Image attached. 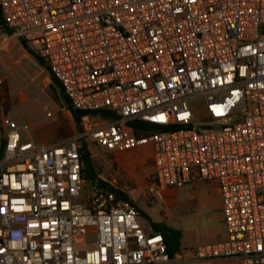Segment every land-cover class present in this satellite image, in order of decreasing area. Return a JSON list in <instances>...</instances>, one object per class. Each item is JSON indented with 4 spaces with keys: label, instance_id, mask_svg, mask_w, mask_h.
I'll use <instances>...</instances> for the list:
<instances>
[{
    "label": "built area",
    "instance_id": "2783aa9c",
    "mask_svg": "<svg viewBox=\"0 0 264 264\" xmlns=\"http://www.w3.org/2000/svg\"><path fill=\"white\" fill-rule=\"evenodd\" d=\"M0 16L73 110L113 116L48 145L5 131L0 264H264V0H0ZM82 145L149 147L143 199L215 183L227 238L171 257L129 196L83 177Z\"/></svg>",
    "mask_w": 264,
    "mask_h": 264
},
{
    "label": "rangeland",
    "instance_id": "374dc122",
    "mask_svg": "<svg viewBox=\"0 0 264 264\" xmlns=\"http://www.w3.org/2000/svg\"><path fill=\"white\" fill-rule=\"evenodd\" d=\"M0 36L4 34L0 32ZM18 78L27 80L24 75ZM13 79L16 80L9 69L0 67V120L28 127L27 132L33 140L42 145L65 140L77 132L71 115L60 101L55 100V93L50 85H46L43 75L39 73L37 78L38 91L31 86L19 94ZM14 92L16 94L12 95ZM93 117L98 124L111 120L99 115ZM5 130L6 124L0 128V147ZM91 158L97 177L131 198L140 211V225L163 224L179 232L178 252L184 257L190 249L214 242L215 219L221 203L215 183L200 182L173 188L161 196L143 199L145 184L154 171L149 147L119 154L93 153ZM94 242V235L90 234L80 248L90 249Z\"/></svg>",
    "mask_w": 264,
    "mask_h": 264
},
{
    "label": "crops",
    "instance_id": "0c3cea01",
    "mask_svg": "<svg viewBox=\"0 0 264 264\" xmlns=\"http://www.w3.org/2000/svg\"><path fill=\"white\" fill-rule=\"evenodd\" d=\"M1 34H4V36H0V67L7 68L11 71L12 78L14 76V78L16 79V80L13 79V81L18 85V89L16 91L17 94L23 93L27 88L31 86L34 87L38 91V89L36 88V82H37L39 73L40 75L44 76V79L46 80V85L47 86L50 85L52 88L51 76L47 68L44 66H41L38 63V61L36 60L34 56L35 54L31 50V48L25 44L28 48V49H25L20 42L21 39L14 36L13 34H6L4 32H1ZM21 75L26 76L27 80L21 81L18 78ZM15 94L16 93L14 92L12 95H15ZM5 124H6V130L12 129L13 127H17V128L22 127V124L20 123L13 124V122H7L4 119L0 120V126H1L0 128H2V125H5ZM5 131H4V134H5ZM19 132H20L22 140H31L35 142L33 138L31 137V135L27 132V130L24 131L23 129H20ZM60 141H63V140H59L57 142H60ZM57 142H53V143H57ZM53 143H49V144H53ZM2 144H3V141H2ZM163 194H165V192L157 193L155 195L161 196ZM221 208H222V205L220 203V207L218 208L219 215L215 219L217 222V226L213 232L214 242L212 244L219 243L221 241H224L227 238L225 228L222 222ZM195 264H238V262L236 260H215L210 263H195Z\"/></svg>",
    "mask_w": 264,
    "mask_h": 264
},
{
    "label": "trees",
    "instance_id": "16d2710c",
    "mask_svg": "<svg viewBox=\"0 0 264 264\" xmlns=\"http://www.w3.org/2000/svg\"><path fill=\"white\" fill-rule=\"evenodd\" d=\"M0 32H4L6 34H11V31L9 29H7L5 27V25L3 24L1 16H0ZM20 42L25 49H28L22 40ZM34 56H35L36 60L38 61V63L41 66H44L43 62L36 55H34ZM51 81H52V89L55 93V96H54L55 100L60 101V103L63 106H65L66 110H68V112L70 113V115H71V117L75 123L77 131H79V129H80L79 126H80L81 118L87 114L99 115L103 119L113 118L112 115L107 114V113H94V112L91 113V112L73 110L70 107L66 97L63 95L58 83L56 82V80L52 76H51ZM2 145L3 144H1V147H0V155L2 153ZM80 157H81V161L83 164V169H82L83 177L87 180H91V181L97 180L98 182L102 183V181H100L97 177V173H96L94 166H93V163H92V158L90 157L88 150L83 145L80 149ZM106 185L109 188L114 189L111 186H109L108 184H106ZM114 190L117 191L120 195H122L125 199H127L126 196L119 189L116 188ZM152 228H153L154 232L160 233L162 235V237L165 241L166 247H167V252L169 253V255L171 257L176 252H178L179 240H180L179 232L172 230L163 224H160V225L153 224Z\"/></svg>",
    "mask_w": 264,
    "mask_h": 264
}]
</instances>
